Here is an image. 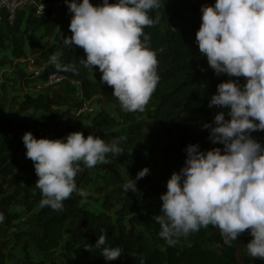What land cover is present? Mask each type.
Wrapping results in <instances>:
<instances>
[{
    "label": "trees",
    "instance_id": "trees-1",
    "mask_svg": "<svg viewBox=\"0 0 264 264\" xmlns=\"http://www.w3.org/2000/svg\"><path fill=\"white\" fill-rule=\"evenodd\" d=\"M115 2L109 0L110 4ZM214 3L215 0H161V7L149 12L153 19L159 17L158 24L144 29L151 36L150 47L156 52L160 63L157 72L160 81L148 102L152 107L147 114V119L154 121L156 128H144L143 121L138 119L143 116V112L122 110L118 98L112 95V86L100 83L102 73L98 67L94 76V73L79 65L78 58H86L80 46L73 44L72 48L61 47V62L75 63L80 68L79 75L63 73L80 81L83 100L112 106V113L101 105L93 108L92 115L83 113L91 116L90 125L80 132L85 137L93 133L110 144L119 138V128L125 131L126 141L134 155L118 156L110 153L108 161L124 167L131 178H135L144 167L150 169L148 175L136 182L138 193L129 191L125 194L122 186L126 182H123L117 187L101 190V197L96 200L98 207L94 209L83 206V197L77 192L64 201L63 211L53 210L49 206L41 208L42 195L35 186L38 177L33 161L25 156L22 136L30 131L36 138L60 139L66 133L57 130L45 134L26 126L24 121L15 122L0 116V212L5 215L2 226L17 230L15 245L11 249L6 240L0 242V264H141V259L143 264H264V259L251 256H244L241 261L237 258L240 247H246L253 239L250 230L239 234L237 240L228 246L224 244L220 230L209 225L187 237H180L178 243L169 246L159 236L160 225L155 218L160 214L162 201L159 197L167 190L168 177L173 171H179L184 163L186 146L198 143L201 150L213 147L223 149V145L213 144L208 138V130L202 128L203 123L213 122L218 111L227 112V109L215 105L208 107L216 86L228 79H238L241 85L246 82L245 77L215 75L206 57L199 52L196 32L201 24V5ZM63 17L70 37L72 13L66 10ZM9 39L12 58H25L26 42L17 19L12 25L2 28L0 48ZM35 43L31 42V45ZM54 50V46L39 50L38 61L46 63L55 54ZM38 61L35 63L39 66L41 64ZM65 90L69 88L65 87ZM64 104L65 96L58 94H27L20 99L18 110L21 113L40 111L55 118L68 114V110L63 108ZM53 107L62 109L59 114H53ZM225 119L229 117L226 115ZM251 135L264 144V131H254ZM160 139L173 142V145H168L162 161L154 158L149 148L152 140ZM81 168L82 171L76 176L78 189L89 177L90 168L82 162ZM12 208H17L27 216L25 222L21 221V213ZM101 229L107 232L109 246L123 249L120 258L106 262L101 250L95 247ZM19 245L23 258H17L14 254ZM63 253L71 255L69 262L46 260ZM13 259L15 263L11 261Z\"/></svg>",
    "mask_w": 264,
    "mask_h": 264
},
{
    "label": "clouds",
    "instance_id": "clouds-1",
    "mask_svg": "<svg viewBox=\"0 0 264 264\" xmlns=\"http://www.w3.org/2000/svg\"><path fill=\"white\" fill-rule=\"evenodd\" d=\"M72 13L70 37L62 36L67 48L80 46L86 58L78 63L93 73L98 66L100 83L112 86L122 110L143 112L160 81L156 52L145 27L159 23L149 12L161 7V0H64ZM44 5L41 3L40 15ZM199 52L206 57L214 74L245 77L228 79L216 86L208 107L218 111L212 123H203L213 144L223 145L201 150L198 143L184 149L186 157L179 171L166 182V192L156 222L159 236L169 246L180 237L198 232L209 225L217 227L224 244L231 246L239 234L250 230L247 244L251 257L264 259V144L251 133L264 131V0H215L201 5V24L196 32ZM60 53L52 54L48 63L57 72L79 75L75 63L64 64ZM229 119H225V116ZM258 121V123H257ZM25 156L34 163L40 190V207L63 211L64 201L77 188L76 176L85 167L107 164L108 154L124 153L117 141L106 143L93 133L80 131L60 139L36 138L30 131L22 136ZM150 173L148 167L137 172L122 186L126 194L138 193L136 182ZM5 215L0 212V224ZM105 261L116 260L124 252L108 245L107 232L101 229L95 242ZM89 250L87 247H85ZM143 264V259H141Z\"/></svg>",
    "mask_w": 264,
    "mask_h": 264
},
{
    "label": "rangeland",
    "instance_id": "rangeland-1",
    "mask_svg": "<svg viewBox=\"0 0 264 264\" xmlns=\"http://www.w3.org/2000/svg\"><path fill=\"white\" fill-rule=\"evenodd\" d=\"M90 2L93 5H96L95 0H90ZM102 0L98 4H100ZM63 8L68 9L67 5L65 4L64 0H62ZM46 64V63H44ZM54 67V66H52ZM98 66H93V70ZM160 63L158 62L157 66V72L159 71ZM89 70V69H88ZM90 71V70H89ZM93 71V72H94ZM91 72V71H90ZM5 81V79H4ZM8 83H11V81H8ZM63 90H62V89ZM57 89H48L50 94H58L61 96H65V104L64 109L68 110V114L65 115H58V117H50V114L47 115L46 119H34L37 120L36 125L38 126L39 130L42 132H54L57 130H63L66 135L75 132L80 131V128H83L85 123L87 122L86 117L87 115H84L83 113L80 115L78 114V111L80 109V101H77V97L74 94V91L69 88V90H65V87H61ZM10 94H8V97ZM14 98H12L13 100ZM90 106H92L94 109L97 106H100L96 101L89 102ZM106 111L112 113V107L111 106H103ZM152 104L148 103L143 111V116L138 118L140 121H143L144 128L151 129L156 128V125L154 121L151 119H147V114L150 113ZM61 111L59 108L53 107V114H59ZM120 131V136L117 139L118 146L121 147L124 151V153L118 154V156H127V155H134L132 148L126 141L125 131L121 128L118 129ZM168 145H173L172 143H169V141H166L165 139H160L159 141L152 140L149 144V148L153 152L154 158H156L158 161H162L163 158L166 156V151L168 148ZM146 154V152H144ZM128 177L131 178V176L128 174L126 169L124 167L119 166L118 164L109 161L107 164H98L89 170V177L88 180L82 185L81 190H83L86 195L82 196L83 200L86 202H92L97 203V199L101 197V193L103 189L106 187L114 188L119 185H121L123 182L128 181ZM169 178V177H168ZM12 210L21 213L17 208H12ZM27 216L21 213L20 218L21 221H24L27 219ZM24 227V224L22 227H20V230H22ZM17 233V230L14 228H7L2 226L0 224V242L7 241V246L11 247L15 245L14 235ZM14 254L17 256V258H23V252L21 249V245L17 246L14 250ZM71 256V255H70ZM69 254L63 253V255L55 254L51 258H47L46 260H52L56 261L58 263H67L71 259ZM244 256L250 257V255L247 252V248L245 246L240 247V251L237 254V258L241 261ZM70 257V258H69ZM13 263H15V260H11Z\"/></svg>",
    "mask_w": 264,
    "mask_h": 264
},
{
    "label": "crops",
    "instance_id": "crops-1",
    "mask_svg": "<svg viewBox=\"0 0 264 264\" xmlns=\"http://www.w3.org/2000/svg\"><path fill=\"white\" fill-rule=\"evenodd\" d=\"M95 2L97 5L100 0H95ZM61 4L63 6L62 0ZM66 10L68 9L63 8V12ZM17 23H19L20 30L26 42V57L21 59L12 58L10 39L5 42L3 48H0V76L5 79L4 84L2 85V95L0 98V116H4L5 119H10L15 122L24 121L26 126L31 128L34 127L39 130L33 118L46 119L48 114L40 111L34 112L33 110L21 113L18 110V103L24 95H36L42 93L35 90L37 80H31L29 78V64L31 61L36 62L39 60V50L41 49L47 50L54 46V53H60L61 47L63 46L62 36L69 37V30L63 24L64 17L61 20L43 23L27 12H20L18 14ZM31 42L36 43L31 45ZM48 61L45 62L51 66L52 64L48 63ZM38 62L41 64L43 61L40 60ZM93 73L95 76V71ZM8 81H11V83H8ZM43 93H49V91L46 90ZM8 94H10L9 97ZM12 98L14 99L12 100ZM77 101H79V99H77ZM60 109H62V107ZM85 117L87 122L84 127L90 125L91 116L87 115ZM84 127L80 128V131L83 130ZM49 133L51 132H45V134ZM82 204L88 209L98 207V203L86 202L85 200H83Z\"/></svg>",
    "mask_w": 264,
    "mask_h": 264
},
{
    "label": "built area",
    "instance_id": "built-area-1",
    "mask_svg": "<svg viewBox=\"0 0 264 264\" xmlns=\"http://www.w3.org/2000/svg\"><path fill=\"white\" fill-rule=\"evenodd\" d=\"M41 3L44 5L43 15H40ZM20 12H27L38 18L41 22L47 23L51 21L63 19V6L61 0L52 2L36 1V0H0V33L4 26L12 25ZM29 78L37 80L35 90L44 92L48 89H57L61 87L73 88L75 96L80 101V109L77 115L87 113L92 115L94 109L88 101L83 100L80 90V81L69 78L63 72H57L55 67H50L47 63L36 65L35 61L29 64ZM4 78L0 76V98L2 95V85Z\"/></svg>",
    "mask_w": 264,
    "mask_h": 264
}]
</instances>
